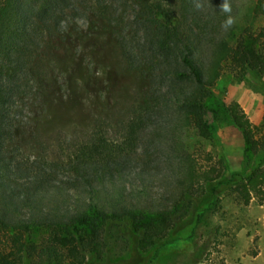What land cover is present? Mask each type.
Here are the masks:
<instances>
[{
  "label": "trees",
  "instance_id": "trees-1",
  "mask_svg": "<svg viewBox=\"0 0 264 264\" xmlns=\"http://www.w3.org/2000/svg\"><path fill=\"white\" fill-rule=\"evenodd\" d=\"M90 1L108 16L113 3ZM135 1L136 24L147 33L145 74L155 76L150 93L119 137L99 122L90 137L72 146L42 142L35 155L20 137L24 111L45 85L44 74L34 72L36 58L81 3H0V264H143L142 256L151 264L164 242L142 251L138 241L175 234L190 215L200 219L202 205L219 198V185L242 175L224 153L206 154L209 163H200L201 151L192 149L184 121L216 113L211 95L226 66L242 76L264 75L259 26L239 16L240 0ZM253 12L264 16V0H257ZM234 121L243 130L246 151L264 153V125L245 113L235 114ZM66 183L80 185L90 200L74 209L59 204L55 194ZM227 191L240 203L264 202V161ZM37 229L45 231L41 238ZM109 234L128 235L134 252L117 263L96 262Z\"/></svg>",
  "mask_w": 264,
  "mask_h": 264
},
{
  "label": "rangeland",
  "instance_id": "rangeland-1",
  "mask_svg": "<svg viewBox=\"0 0 264 264\" xmlns=\"http://www.w3.org/2000/svg\"><path fill=\"white\" fill-rule=\"evenodd\" d=\"M78 1L81 4L71 8L60 32L47 38L36 58L34 72L44 74L45 85L33 93L24 111V137H20L31 155L40 151L42 142L55 147L72 146L90 137L99 122H104L112 137H119L121 126L148 96L155 78L145 74L149 62L147 33L136 24V1L107 0L113 3L108 16H101L103 9L98 3ZM9 2L0 0L2 4ZM239 2L237 13L243 21L259 26L264 44V16L253 12L257 0ZM236 71L226 66L213 88L211 101L216 113L208 111L202 118H186L184 123L192 149L201 151L197 153L200 163H209L206 154L224 153L232 169L231 160L241 166L237 171L242 175L219 185V198L202 205L204 214L200 219L197 214L190 215L175 234L165 231L155 242L138 241L142 251L164 242L159 258L151 264H264V253L254 259L264 251V220L259 219L258 200L244 204L232 192H226L264 161V153L246 151L245 135L234 121L235 114L245 113L255 125H264V75L251 71L242 76ZM63 177L67 179L68 175ZM63 187L55 196L67 208L74 209L90 200L80 185L66 183ZM128 195L127 199L135 198ZM44 233L37 229L36 236L41 238ZM134 243L128 235L109 234L103 255L95 257L96 262L125 260L134 252ZM147 259L141 257L146 264ZM25 264L39 263L31 260Z\"/></svg>",
  "mask_w": 264,
  "mask_h": 264
},
{
  "label": "crops",
  "instance_id": "crops-1",
  "mask_svg": "<svg viewBox=\"0 0 264 264\" xmlns=\"http://www.w3.org/2000/svg\"><path fill=\"white\" fill-rule=\"evenodd\" d=\"M231 163H232V165H233V169H235V170H240V168H241V166H236L234 163H233V161L231 160ZM255 199V198H254ZM252 205V204H251ZM258 208H256L259 212H260V214H259V219L260 220H264V202H259L258 201ZM258 221V219H255V221ZM264 253V251L263 252H261L260 251V253L259 254H257V256H255L254 257V259L256 260L257 258H259L262 254Z\"/></svg>",
  "mask_w": 264,
  "mask_h": 264
}]
</instances>
